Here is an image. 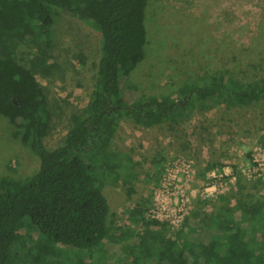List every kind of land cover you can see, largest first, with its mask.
Listing matches in <instances>:
<instances>
[{
    "label": "trees",
    "instance_id": "trees-1",
    "mask_svg": "<svg viewBox=\"0 0 264 264\" xmlns=\"http://www.w3.org/2000/svg\"><path fill=\"white\" fill-rule=\"evenodd\" d=\"M148 2L0 0V117L39 160L31 177L0 179V264H264V205L221 209L207 223L206 239L187 221L175 239L158 237L149 229L160 222L144 219L143 204L132 211L148 229L137 240L130 231L110 230L107 183L122 182L128 197L135 194L131 161L113 149L122 119L151 127L174 123L193 98L242 107L264 98L263 79L243 83L219 74L183 86L177 100L123 101V80L145 59ZM59 12L101 34V58L88 104L71 117L62 144L50 149L45 140L54 112L37 76L52 72L48 48ZM24 45L36 52L18 49Z\"/></svg>",
    "mask_w": 264,
    "mask_h": 264
},
{
    "label": "rangeland",
    "instance_id": "rangeland-1",
    "mask_svg": "<svg viewBox=\"0 0 264 264\" xmlns=\"http://www.w3.org/2000/svg\"><path fill=\"white\" fill-rule=\"evenodd\" d=\"M145 24V59L122 82L125 102L177 100L183 86L212 75L264 80V0H149ZM53 30L52 72L37 76L54 112L45 140L50 149L62 144L71 117L88 104L101 58V34L83 21L59 12ZM13 133L0 117V179L20 181L37 172L39 160ZM113 149L131 161L135 194L128 197L122 182L107 183L109 226L116 234L130 231V240L148 230L132 218L138 204L148 208L144 219L160 222L149 230L166 239H175L186 221L206 239L207 223L221 209L264 205V98L243 107L193 98L174 123L151 127L122 119Z\"/></svg>",
    "mask_w": 264,
    "mask_h": 264
},
{
    "label": "built area",
    "instance_id": "built-area-1",
    "mask_svg": "<svg viewBox=\"0 0 264 264\" xmlns=\"http://www.w3.org/2000/svg\"><path fill=\"white\" fill-rule=\"evenodd\" d=\"M259 166H261V163L259 162Z\"/></svg>",
    "mask_w": 264,
    "mask_h": 264
}]
</instances>
